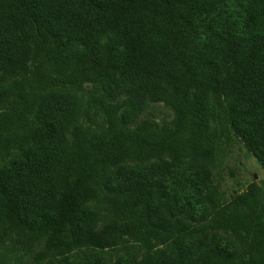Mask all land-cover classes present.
<instances>
[{"label":"trees","instance_id":"obj_1","mask_svg":"<svg viewBox=\"0 0 264 264\" xmlns=\"http://www.w3.org/2000/svg\"><path fill=\"white\" fill-rule=\"evenodd\" d=\"M231 136L264 170V0H0V245L29 264H264L254 192L212 180Z\"/></svg>","mask_w":264,"mask_h":264},{"label":"rangeland","instance_id":"obj_2","mask_svg":"<svg viewBox=\"0 0 264 264\" xmlns=\"http://www.w3.org/2000/svg\"><path fill=\"white\" fill-rule=\"evenodd\" d=\"M81 92L84 96V109L90 113L93 122L92 125L102 129L106 125L105 115L99 108L87 107V98L90 96V88L87 84L81 86ZM173 112L163 104H150L142 112L136 124L142 121H150L153 123V129L159 130L163 126H173ZM29 122L32 126H37L38 121L35 116H29ZM135 124V125H136ZM81 125H88L85 119L81 120ZM23 150L10 148L8 151L0 155V165L7 164L13 157L20 154ZM222 155L218 166L213 170L212 180L214 185L220 190L223 201L228 203L239 195L254 192L257 200L256 211H262L264 221V170L259 163L250 154L243 145L234 137L228 145H222ZM254 184L259 188L254 189ZM80 248L68 250L62 253H56L53 259H61L66 255L78 253ZM105 252L108 254L111 262L116 256L122 252L121 248H107ZM26 252L13 249L10 245L4 243L0 245V264H29Z\"/></svg>","mask_w":264,"mask_h":264}]
</instances>
